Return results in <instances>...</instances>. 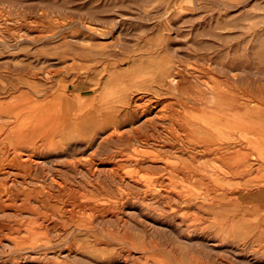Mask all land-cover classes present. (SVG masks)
I'll list each match as a JSON object with an SVG mask.
<instances>
[{
    "label": "rangeland",
    "instance_id": "374dc122",
    "mask_svg": "<svg viewBox=\"0 0 264 264\" xmlns=\"http://www.w3.org/2000/svg\"><path fill=\"white\" fill-rule=\"evenodd\" d=\"M0 264H264V0H0Z\"/></svg>",
    "mask_w": 264,
    "mask_h": 264
},
{
    "label": "bare ground",
    "instance_id": "6f19581e",
    "mask_svg": "<svg viewBox=\"0 0 264 264\" xmlns=\"http://www.w3.org/2000/svg\"><path fill=\"white\" fill-rule=\"evenodd\" d=\"M173 73H174V72H173ZM191 74H192V73H191ZM168 78H169V77H168ZM168 78H167V79H168ZM172 78H173V77H172ZM172 82H174V81L172 80ZM159 83H160V82H159ZM169 83H170V82H169ZM167 84H168V83H167ZM165 85H166V84H165ZM168 86L170 87L169 84H168ZM173 86H174V85H173ZM165 87H166V86H165ZM159 88H160V87H159ZM162 88H163V86H162ZM166 89H167V88H166ZM170 89H171V88H170ZM134 90H135V89H134ZM123 92H124V91H123ZM125 93H126V92H125ZM154 94H156V93H154ZM136 95H137V94H136ZM39 97H40V96H39ZM142 97H143V96H142ZM139 100H140V99H139ZM142 100H143V99H142ZM143 101H145V100H143ZM146 101H147V100H146ZM134 102H135V100H134ZM138 102H139V101H138ZM138 102H136V103H138ZM140 102H141V101H140ZM141 103H142V102H141ZM144 103H145V102H144ZM130 104H131V103H130ZM128 105H129V104H128ZM135 105H136V104H135ZM135 105H134V106H135ZM137 105L139 106V105H141V104L139 103V104H137ZM137 105H136V106H137ZM142 105H143V104H142ZM149 105H151V104H149ZM145 106L147 107V105H145ZM128 107H129V106H128ZM128 107H127V108H128ZM131 107H132V106H131ZM149 107H150V106H149ZM116 108H117V107H116ZM136 108H137V107H136ZM129 109H130V108H129ZM143 109H144V108H143ZM116 110H117V109H116ZM119 110H120V108H119ZM124 110H125V109H124ZM135 110H136V109H135ZM149 110H150V109H149ZM151 112H152V111H151ZM156 112H157V111H156ZM131 113H132V112H131ZM136 113L138 114V112H134V111H133L132 115H133V114L136 115ZM152 113H153V112H152ZM128 114H129V113H128ZM139 114H141V113H139ZM139 114H138V115H139ZM154 114L157 115L158 113H155V112H154ZM132 115H131V116H132ZM134 115H133V116H134ZM138 115H137V116H138ZM144 115H145V111H144ZM147 115H148V113H147ZM156 115H155V116H156ZM159 115H160V114H159ZM161 115H163L162 117H164V114L161 113ZM121 117H122V116H121ZM135 117H136V116H135ZM145 117H146V115H145ZM160 117H161V116H159V118H160ZM166 117H168V115H167ZM156 118H158V117H156ZM164 118H165V117H164ZM164 118H162V119H164ZM148 120H149V119H148ZM114 126H115V125H114ZM186 126H187V125H186ZM186 129H187V128H186ZM185 131H186V130H185ZM111 132H113V130H112ZM109 133H110V132H109ZM117 133H118V132H117ZM110 135H111V133H110ZM106 138H107V137H106ZM25 159H26V158H25ZM29 160H30V159H29ZM20 161H21V160H20ZM22 161H23V160H22ZM22 161H21V162H22ZM104 169H105V168H104ZM176 174H177V173H176Z\"/></svg>",
    "mask_w": 264,
    "mask_h": 264
}]
</instances>
